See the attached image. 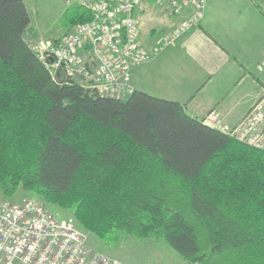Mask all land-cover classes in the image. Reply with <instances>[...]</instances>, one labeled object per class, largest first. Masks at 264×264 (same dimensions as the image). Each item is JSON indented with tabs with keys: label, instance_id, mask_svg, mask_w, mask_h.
<instances>
[{
	"label": "trees",
	"instance_id": "trees-1",
	"mask_svg": "<svg viewBox=\"0 0 264 264\" xmlns=\"http://www.w3.org/2000/svg\"><path fill=\"white\" fill-rule=\"evenodd\" d=\"M67 17L91 19L79 7ZM30 24L23 0H0L4 199L34 194L100 241L153 237L187 264H264V151L177 102L54 79L25 39Z\"/></svg>",
	"mask_w": 264,
	"mask_h": 264
},
{
	"label": "built area",
	"instance_id": "built-area-1",
	"mask_svg": "<svg viewBox=\"0 0 264 264\" xmlns=\"http://www.w3.org/2000/svg\"><path fill=\"white\" fill-rule=\"evenodd\" d=\"M145 0H77L91 19L73 27L57 42H40L35 52L54 79L80 85L102 98L126 99L135 90L132 70L154 56L203 19L208 0H153L174 17L192 3L193 14L162 44L149 51L140 40L135 11ZM263 70L264 63L261 67ZM53 70V72H52ZM204 123L251 148L264 151V82L258 100L234 127L223 126L212 111ZM0 264H123L96 252L73 220L51 212L34 199L14 203L0 198Z\"/></svg>",
	"mask_w": 264,
	"mask_h": 264
},
{
	"label": "crops",
	"instance_id": "crops-1",
	"mask_svg": "<svg viewBox=\"0 0 264 264\" xmlns=\"http://www.w3.org/2000/svg\"><path fill=\"white\" fill-rule=\"evenodd\" d=\"M193 12L190 3L174 17L145 0L134 14L144 48L160 46ZM263 63L264 0H208L200 25L135 67L130 84L135 91L181 104L191 118L204 121L215 111L223 126L234 127L260 96Z\"/></svg>",
	"mask_w": 264,
	"mask_h": 264
},
{
	"label": "rangeland",
	"instance_id": "rangeland-1",
	"mask_svg": "<svg viewBox=\"0 0 264 264\" xmlns=\"http://www.w3.org/2000/svg\"><path fill=\"white\" fill-rule=\"evenodd\" d=\"M23 1L27 6L31 18V24L25 38L33 49L36 48L40 42L51 43L60 41L68 35L69 30L73 29V26L70 27L67 21V16L72 9L78 7L77 0ZM161 31L153 37L155 41H157ZM143 32L145 31L143 30ZM167 36L168 35H165L163 38ZM141 40L143 41V39ZM0 198H5L1 190ZM25 199L37 200L61 218L74 221L73 212L71 210H61L54 205L48 204L45 200L34 194L18 190L13 197L8 198V200L14 203H21ZM84 232L88 236V243L94 251L118 260L123 264H187L163 240L153 237L141 238L126 233H120L117 236V240L105 242L98 240L95 236L86 231Z\"/></svg>",
	"mask_w": 264,
	"mask_h": 264
}]
</instances>
